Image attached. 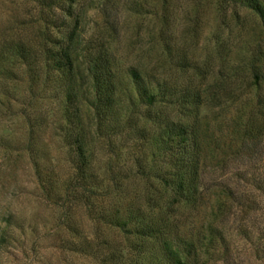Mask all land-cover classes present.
<instances>
[{"label": "rangeland", "instance_id": "rangeland-1", "mask_svg": "<svg viewBox=\"0 0 264 264\" xmlns=\"http://www.w3.org/2000/svg\"><path fill=\"white\" fill-rule=\"evenodd\" d=\"M161 5V0H75L71 17L54 10L65 20L58 28L44 21L36 1L0 0V264H134L136 253L129 247L135 238L107 215L117 209L121 217L136 212L155 197L151 186H159L152 177L135 174L138 151L125 131L94 134L89 80L80 64L79 110L88 132V158L102 186L92 200L75 199L55 75L36 79L32 74L42 72L40 59L38 67L27 68L15 57L16 45L39 53L70 28L83 43L103 37L123 100L134 95L127 75L131 66L205 91L218 82L219 63H239L257 51L264 56L259 17L242 7L219 14L216 0H170L164 46L158 35ZM180 61L183 71L175 67ZM238 87L249 111L256 106V86L245 78ZM226 103L230 107L200 110L197 194L192 204L177 207L175 217L181 232L199 240V264H264V129L257 128L264 121L246 119L255 127L252 137L241 147L239 141L229 142L238 119L236 104ZM125 106L121 121L135 119L142 109ZM143 165L146 170L153 165L150 155Z\"/></svg>", "mask_w": 264, "mask_h": 264}, {"label": "trees", "instance_id": "trees-1", "mask_svg": "<svg viewBox=\"0 0 264 264\" xmlns=\"http://www.w3.org/2000/svg\"><path fill=\"white\" fill-rule=\"evenodd\" d=\"M33 1L45 11L42 12L44 21L52 27L63 26L59 23L61 17L55 16L54 10L58 9L68 17L75 15L72 11L75 0ZM65 1L68 5H65ZM216 3L219 14L226 15L228 9L235 10L242 7L256 14L264 23V7L260 0H216ZM161 4L159 7L161 12L157 16L160 23L158 35L162 44L167 46L162 29L169 25L170 0H161ZM236 16L238 17L237 12ZM61 20L64 24L65 20ZM49 41L51 44L44 45L39 53L31 50L26 44H18L15 46L14 54L20 63L29 69L37 66L40 59L39 68L42 72L34 71L35 73L32 74L36 79H47L50 72L55 75V90L58 97L61 96V109L66 124L64 139L70 148L74 165L75 199L84 197L85 200H92L102 186V183L96 182L99 174L88 158V132L83 126L79 110V69L81 68L79 65L82 64L83 73L89 80L88 93L91 95L89 105L95 120L94 134L109 137L112 133L125 131L128 135L127 139L134 142L132 147L138 151V157L134 162L135 174L152 177L159 183V186H151L155 197L153 199L148 197L146 203L144 201V206H138L136 212L130 210L121 217L117 209L115 214L107 215L114 225L122 231L128 230V233L135 238L129 247L136 253V258L131 262L199 264V240H191L181 232L175 211L180 205L192 204L197 194L201 156L198 125L202 117L200 110L207 106L230 107V104L226 103L227 100L231 99V102L235 103L240 98V102L235 103L234 109L238 123L232 129L234 135L233 133L229 135V142L234 143L236 140L240 142V147L244 145L245 140L252 137L255 128L253 124L249 126L247 121H255L259 118L264 121L262 52H251L246 60L239 63L225 65L224 62L223 64L218 62L220 64L217 69L218 82L205 91L189 83H172L156 72L150 77L144 74L139 66H131L127 70V75L132 83L134 95H128L126 100H123L118 88V79L112 69L113 60L107 50L106 39L97 35L83 43L75 28H70L65 37ZM218 50L220 52V49ZM80 56L81 63L77 64L76 61ZM183 66L180 61L175 67L176 70L183 71ZM245 78L256 86L253 94V98H256V106L253 108L251 106L249 111L246 109V99L241 101L243 89L238 87ZM125 104L130 108H142L136 113L135 119L127 118L126 121H121V109ZM173 108L177 111L176 115L171 114L170 110ZM257 128L262 132L264 124ZM147 149L150 150L148 154ZM149 155L153 165L158 163L146 170L143 162ZM122 264H126L125 261Z\"/></svg>", "mask_w": 264, "mask_h": 264}]
</instances>
